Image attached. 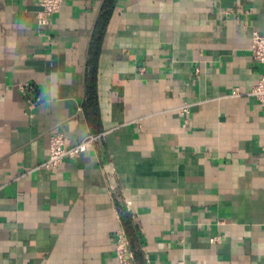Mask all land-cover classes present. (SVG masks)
I'll use <instances>...</instances> for the list:
<instances>
[{
	"label": "crops",
	"instance_id": "crops-1",
	"mask_svg": "<svg viewBox=\"0 0 264 264\" xmlns=\"http://www.w3.org/2000/svg\"><path fill=\"white\" fill-rule=\"evenodd\" d=\"M40 2L0 0V264H119L124 205L134 264H264V0ZM56 132L102 138L38 169Z\"/></svg>",
	"mask_w": 264,
	"mask_h": 264
},
{
	"label": "built area",
	"instance_id": "built-area-1",
	"mask_svg": "<svg viewBox=\"0 0 264 264\" xmlns=\"http://www.w3.org/2000/svg\"><path fill=\"white\" fill-rule=\"evenodd\" d=\"M62 3L63 0H41L36 15L37 26L40 28L49 26L52 18L59 13ZM250 52L253 59L262 67V74L257 84L249 93V96L256 101L262 112H264V33H251ZM195 73H197V70H195ZM18 88L24 95L30 93L32 90L29 84H22ZM34 101L38 102L40 99L35 98ZM183 111H186L185 107ZM101 138L102 134L90 135L80 143L67 148L64 144L63 135L59 132L53 133L49 138L48 155L38 166V169L54 170L58 168L64 160H73L88 152L100 142ZM124 209L126 214H128L129 210L125 205ZM118 221L119 227L115 231V257L119 264H134V250L131 247L130 240L123 227L121 216H118Z\"/></svg>",
	"mask_w": 264,
	"mask_h": 264
},
{
	"label": "trees",
	"instance_id": "trees-1",
	"mask_svg": "<svg viewBox=\"0 0 264 264\" xmlns=\"http://www.w3.org/2000/svg\"><path fill=\"white\" fill-rule=\"evenodd\" d=\"M107 5L109 8H112L113 5H114V0H107ZM92 51H94V48L91 49ZM95 54V52L93 53V55ZM92 55V56H93ZM90 94V102H92V106H94L95 104V93L94 91H91L89 92ZM92 96V97H91ZM121 219H122V223H123V227L125 228L127 234H129V229H130V226H129V218H128V215L126 214V212L124 211V209H121ZM132 247V246H131ZM133 249V248H132ZM134 250V249H133ZM136 258L138 260V263L139 264H142L141 262V257L139 254H136Z\"/></svg>",
	"mask_w": 264,
	"mask_h": 264
}]
</instances>
